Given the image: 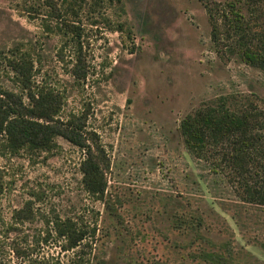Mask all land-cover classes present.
Instances as JSON below:
<instances>
[{
  "label": "rangeland",
  "instance_id": "rangeland-1",
  "mask_svg": "<svg viewBox=\"0 0 264 264\" xmlns=\"http://www.w3.org/2000/svg\"><path fill=\"white\" fill-rule=\"evenodd\" d=\"M52 1L83 28L86 81L70 75L75 45L51 18ZM63 1L0 0V85L19 90L6 58L23 44L34 57L35 84L65 96L63 116L88 113V129L110 160L114 213L85 191V152L68 141L58 138L53 152L33 157L11 155L0 141V264H203L194 255L226 247L231 264H264V206L243 200L222 152L200 161L180 132L185 116L220 98L230 107L255 102L264 109V72L212 38L207 6L237 0ZM35 192L43 195L38 220L9 236L14 211L35 201ZM196 214L205 242L173 226L175 215ZM55 218L83 224L87 240L69 252L54 236L37 247ZM19 244L29 256L18 257Z\"/></svg>",
  "mask_w": 264,
  "mask_h": 264
},
{
  "label": "trees",
  "instance_id": "trees-1",
  "mask_svg": "<svg viewBox=\"0 0 264 264\" xmlns=\"http://www.w3.org/2000/svg\"><path fill=\"white\" fill-rule=\"evenodd\" d=\"M205 1V0H202ZM67 3L68 0H64ZM56 13L51 18L60 19L59 33L74 43L75 61L70 75L80 83L90 75V66L84 48L83 28L76 25L52 1ZM208 7L213 22L212 38L215 45L229 43L245 64L264 72V0H237L223 6ZM50 28V27H48ZM6 58L7 67L14 73L18 91L0 85V141L5 151L17 155L24 151L33 156L51 153L62 138L85 152L81 165L85 191L103 201L107 210L114 213V205L108 196L107 172L110 160L100 142L99 135L88 129V113H71L63 116L65 96L52 87L38 86L34 82L35 61L33 54L20 47ZM64 48L59 53L61 58ZM184 144L196 159L210 161L211 154L222 152L225 162L233 168L234 176L244 188L243 200L249 204L264 206V109L250 102L242 108L229 106L227 98L208 103L184 117L180 124ZM229 164V165H230ZM34 200L14 211L13 224L8 235H20L19 225L38 220L35 207L43 195L33 193ZM203 218L200 215H175L173 226L179 231H191L196 239L206 241L203 235ZM46 236L35 240L38 246L48 243L54 236L65 252L73 251L87 240V227L73 218L47 220ZM95 232V231H93ZM16 244V243H14ZM223 251L202 250L194 255L203 264H231L233 254L226 247ZM18 257L29 256L19 245L14 247ZM36 264H60L42 260Z\"/></svg>",
  "mask_w": 264,
  "mask_h": 264
}]
</instances>
